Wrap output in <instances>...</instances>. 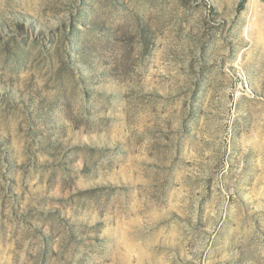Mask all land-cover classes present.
Segmentation results:
<instances>
[{
  "label": "rangeland",
  "instance_id": "obj_1",
  "mask_svg": "<svg viewBox=\"0 0 264 264\" xmlns=\"http://www.w3.org/2000/svg\"><path fill=\"white\" fill-rule=\"evenodd\" d=\"M0 264H264V0H0Z\"/></svg>",
  "mask_w": 264,
  "mask_h": 264
}]
</instances>
